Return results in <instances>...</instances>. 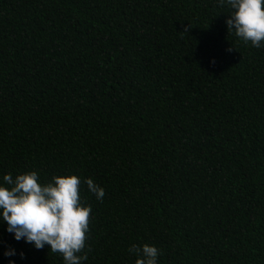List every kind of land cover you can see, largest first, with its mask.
<instances>
[{
	"label": "trees",
	"instance_id": "16d2710c",
	"mask_svg": "<svg viewBox=\"0 0 264 264\" xmlns=\"http://www.w3.org/2000/svg\"><path fill=\"white\" fill-rule=\"evenodd\" d=\"M219 0H0V176L81 178L85 264H264V47ZM91 178L105 190L88 191ZM0 223V264H63ZM90 249V250H89Z\"/></svg>",
	"mask_w": 264,
	"mask_h": 264
},
{
	"label": "clouds",
	"instance_id": "9594fccd",
	"mask_svg": "<svg viewBox=\"0 0 264 264\" xmlns=\"http://www.w3.org/2000/svg\"><path fill=\"white\" fill-rule=\"evenodd\" d=\"M221 7L231 9L225 24L244 44L264 47V0H219ZM39 173L29 171L0 176V223L19 242L23 240L39 250L48 246L52 253L63 258V264H85L88 259L86 239L89 229L90 205L80 196L81 178L74 174L54 175L47 183L38 182ZM88 191L102 201L105 190L93 179L83 180ZM90 250V249H89ZM130 252L137 255L136 264H158L162 255L154 245H132ZM22 251L7 247L4 256L9 264Z\"/></svg>",
	"mask_w": 264,
	"mask_h": 264
}]
</instances>
